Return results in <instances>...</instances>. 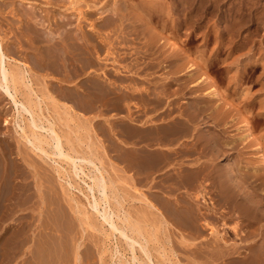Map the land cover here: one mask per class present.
I'll list each match as a JSON object with an SVG mask.
<instances>
[{
  "label": "rangeland",
  "instance_id": "374dc122",
  "mask_svg": "<svg viewBox=\"0 0 264 264\" xmlns=\"http://www.w3.org/2000/svg\"><path fill=\"white\" fill-rule=\"evenodd\" d=\"M43 1L4 0L2 4L0 3V34L8 44L16 47L14 59L16 58L15 60L18 59L17 61L22 63L25 62L29 66L27 81L37 93L41 88L40 79L44 73L35 70L32 66V60L35 59L36 55L29 50V44L27 45V41L20 38L19 30L14 27V23H16V26H23L24 21L19 23V15L12 16L10 12L14 10L13 12L20 14L24 8L29 6L28 2H31L35 5V10H38L36 12L46 17L45 11L40 8ZM67 1L69 0H66V4ZM93 1L95 0H83L78 7L85 10V6L92 5V3L94 6L101 7L104 3L108 4L109 2V0ZM159 1L163 5L169 4L168 0ZM224 1L223 9L218 13L211 14L210 18L207 16L210 20L207 19L208 23L205 22L206 20L204 21L205 25L208 24L206 27H202L204 23L199 25V21L192 23V25L185 24V16L184 18L182 16L177 18L183 26L179 29L175 41L190 56L203 55L202 57L207 59L205 68L208 73L217 80L230 98L238 99L239 108L248 112L256 131L261 134L264 131V123L261 116H259L261 107H258L257 102L264 100V0ZM253 2H255L254 5H252ZM53 7H55V10L53 8L51 10L53 9L55 11L53 12L57 15L61 9L55 5ZM233 7L240 8L237 16L239 24L238 27L235 26L236 28L230 30L226 28V23L230 24L231 22L229 9ZM90 20L91 18L88 19L89 22ZM88 21H83L82 25H87ZM92 21L99 23L101 21L99 14L94 15ZM50 23L51 25L49 24L50 27L48 25L47 30L54 31V23ZM11 30L15 32V35L10 32ZM208 34H211V38L214 37L212 41L211 38L209 40L206 38ZM220 34L222 39L219 42H222V45L220 44V48L214 51L212 49L213 42H216V37ZM161 35H158L160 36L158 37L159 40H156L160 42L156 43L159 44L162 50L160 60L158 58V62L160 61L159 67L150 66L153 61L149 60L151 58L149 51L145 53L146 56L133 52L135 55L129 56V59H119L118 61V66L130 64L134 60L138 61L136 68H138L139 73L135 75L134 79L136 81H134L137 87H144L142 89H147L149 94L161 92L163 84L168 82L166 78L167 71L169 68L173 69L172 65H169L165 60L166 54L171 50V46L166 43L168 42L167 38H173L176 34L164 31ZM109 36L112 41L115 40L114 42L119 40L116 39L115 34ZM18 41L22 42V48L14 46V44L19 43ZM243 41H245V44L240 46ZM136 42V45L128 48L126 52H131L135 47L143 45L138 40ZM236 43L238 44L236 45ZM124 48H121L119 52H123ZM135 51H138V49H135ZM200 51H202L201 54ZM115 57L116 59L119 58V56ZM250 57H253V60L255 59L254 62L245 65L244 62ZM110 58L109 64L111 65L108 66H115L112 63L113 58ZM178 60L184 67L188 65L189 60L185 61L182 58ZM237 60L238 63L235 62ZM240 71H243V74L240 78H237V72ZM177 72L176 80L170 84L166 100L162 97L161 104L153 102L154 104L151 103L145 106L140 100H136L137 97H134L132 102L136 100V104L131 105L130 114L127 113L124 107L123 110H119L115 106L102 113L95 110L88 114L83 113L78 107L81 101L68 99L66 97L68 92L66 89V92L63 91L64 87L71 85L59 83L57 78L60 77L50 73L49 78H46V83L51 82L54 84L52 92L50 91L53 99L60 107L64 106L70 108V110L72 109L71 115L62 113L59 115L57 112L61 110L56 109L54 111L51 105H48V112L44 102L40 105L43 114L54 120L56 131L62 137L63 151L56 149L55 154H53L52 144L43 145L45 151H47V154H45L32 146L31 136L28 139L22 136L21 129L23 127L27 134L29 133L30 127L27 128V126H31V120L29 114L23 111L20 104L19 99H21V96L16 97L13 93L6 94L0 91V264H20L21 250L28 249L35 252L36 246L44 240L43 237L45 239L49 237L46 241L51 245L52 250L57 251V254L60 248L66 246L63 250L68 258H71L69 256L71 250L78 245L81 256L79 264H162V260L165 261L163 264H167L169 261L168 264L171 262V264H228L227 257L224 256L232 247L238 248L244 254H240V257L244 258L248 254V259L245 257L246 261L245 258H237L240 264L243 262L245 264L249 260V263L256 260V262L264 264V254L261 256L262 253L259 250V245L264 240L263 211L262 221L258 224L261 227L259 230V226L257 227L258 235L255 237L257 242L252 241V237L248 239L251 241L244 242L240 240L244 233L234 237L230 232V227H228L231 226L232 221L225 220L228 217L227 215L231 214V209L234 208V211H236L233 216H236V220H240L242 228L245 229L248 220L238 216L241 212L240 208L237 207L238 205L233 207L231 202L225 204L222 201L223 197L213 191L211 185L207 187L208 194L206 197L210 198L212 206L215 205V214L209 212V209L206 210L200 198H195L196 201L190 198L197 187H188L185 183L188 176L194 178L200 168L208 167L209 170L214 164L207 161V159L214 158L211 154L204 156L198 151L205 143L203 140H208L218 131L222 132L221 134L225 140H231L233 138L230 134L241 130V125L239 124L240 119L235 116L230 120L232 123L230 121L227 124H224V121L221 123L216 122L213 117L217 115V112L210 110L213 98L208 94L202 95L208 87L205 86L204 88L203 84L197 86L200 95H195L194 90H191L187 84L188 75L180 73L179 70ZM99 80L105 84L112 81V79L110 81L102 75ZM127 81L129 83V80ZM127 81H122L120 85L115 83L114 90L116 94L120 95L121 92H124V86L128 85ZM241 87H249V97L252 98L251 100L256 99L255 105H251V108H247L242 99L238 98ZM143 94L142 98L145 97V93ZM31 97L34 99L33 96ZM12 98H16L19 102H13ZM200 99L204 100L205 104H199L200 110L196 119L193 118L192 123L186 121L188 122L186 124L192 126V128H187L191 130L189 133L187 130L182 129L185 128L184 126L179 127L182 125L181 121L186 120L184 117L179 116V111L181 112L189 102H197ZM221 110H223L222 107ZM160 119H163L159 125L163 128L161 131H164V128L167 129L166 126H168V129H182H179L180 135L173 144L163 143L157 145V143L154 144L147 140L150 131L157 133V129L156 131L148 129L150 121L159 122ZM159 126L153 125V128H159ZM33 130L38 131L37 133L46 137L47 140L49 138L48 141H50V132L47 129ZM152 132L151 135L153 136ZM237 146L234 151L226 152L215 160V163L220 160V169H224L223 165L230 162L236 155L235 151L241 148V144ZM190 149L195 154L188 153L187 151ZM65 153L72 156L83 155L91 159L96 167H99V170L88 161L66 160L64 158ZM152 160L154 162H156L155 160H162L161 168L164 166V171L160 168L150 176L149 166ZM196 162H200L201 167L197 168L194 165ZM172 164L173 166H171ZM99 171L103 173V181L105 180L107 184V188L104 190L98 187L100 186L99 183L102 182ZM156 171L158 172L156 173ZM95 176H98L101 181L97 184L98 186L91 180ZM214 179L213 177L210 181L214 183L218 181V179ZM213 182H210V184ZM242 185L241 188L239 187L241 190L238 188L240 191H243L244 186L246 187L244 183ZM245 190L247 189L244 188ZM253 196L256 197L254 198L256 202L258 199L259 202L262 201V195L259 193ZM96 200L99 201V206L95 202ZM185 202L187 203L185 204ZM187 204H190L189 208H187ZM263 205L264 203L262 204L263 208H261L264 210ZM108 206L113 209L118 218L115 213L111 214ZM106 210L108 212H105ZM186 214L189 217L192 215L191 218H194L196 222L189 224L184 221ZM124 216H129L131 222L138 223L142 228L143 238L140 237V240H135V243L128 238H124L118 230L111 232L110 222L105 223L106 221L103 220L104 217L111 218L117 227H122L119 218ZM222 221H225L228 225L223 226ZM119 229L122 230V228ZM127 231L124 230L125 234L130 237V232ZM23 238L26 241L25 246L20 249L19 245L22 241L20 239ZM140 244L145 245L148 257L141 249ZM54 245H58V249ZM67 247H71L68 248V253H66ZM29 254L26 255V259L32 260V255ZM134 255L136 258L133 259ZM255 256L257 257L255 258ZM68 264H74V260L71 258Z\"/></svg>",
  "mask_w": 264,
  "mask_h": 264
},
{
  "label": "bare ground",
  "instance_id": "6f19581e",
  "mask_svg": "<svg viewBox=\"0 0 264 264\" xmlns=\"http://www.w3.org/2000/svg\"><path fill=\"white\" fill-rule=\"evenodd\" d=\"M2 1L4 0H0L1 4L3 3ZM97 1L99 0H95L93 2H97ZM81 2H83V0H69L67 1V4H66V0H55L54 2L52 0H44L43 4L41 5L42 7L40 8H43V10L46 13V17L42 16L43 14L41 15V13H37L36 11L38 10H35L36 7L31 2H28L29 6L24 8V10L20 12V14L13 12L14 10L13 11L11 10L10 12L12 16L19 15L20 18L19 23L24 21L23 26L20 25L16 26V23H14L15 25L14 27L16 28V30H19L20 38H22V40L25 39V41H27V45L29 44V50L34 52L36 55L35 59L32 60V64H33L32 66H34L35 70L44 73L40 79L41 88L38 90V93L33 90L30 83H28L27 81V75L29 74L28 70L30 69L29 66L25 62L22 63L21 61L20 62L17 61L18 59L17 60H15L16 58L14 59L16 47H12L10 44H8L4 40V37L1 36L0 34V91H3L6 94L9 92L11 94L13 93V95H15L16 97L20 95L21 99L19 100H20V104L23 107V111L29 114L30 116L29 118L31 120L30 123L31 126L29 125L27 126V128L30 127L29 133L27 134V132L23 127L21 129L23 134L22 136L26 137L27 139L29 136H31L32 141L30 140V142L32 146L42 153L47 154L46 153L47 151H45L43 147L44 144L53 145V149H52L54 151V153L52 152L53 154H55L56 149L63 151L62 137L58 133V131H56L55 122L53 119H50L49 116H45L43 114L40 105L42 102H44L46 111L48 112H49L48 105H51L54 111H56V109L61 110L57 112L59 115L61 113L65 115H71L72 109L70 110V108H66L64 106L60 107L53 99L50 91L52 92L54 84L51 82L46 83L47 80L46 78H49L50 73H54L60 77L57 78L59 83H66L71 85L64 87L63 91L68 92L66 93L67 96L64 92L63 93L68 99L80 100L81 103L79 104L78 107L83 113H87V114L92 112L93 110L102 113L103 111H106L112 106L113 107L115 106V108L119 110L120 109L123 110L124 107L127 113L130 114L129 112L130 107L131 105L136 104L135 102L136 100H140L141 103L145 104V106L153 102L156 104H161L162 103L161 98L164 97L165 100L167 99L166 96L167 93L169 92L168 90H170L169 89L170 84H172L176 80L175 76L176 73H178L177 70H179V72L181 71L180 73L182 74L186 73L189 77L187 84L191 88V90H194L195 95H200V93H198L197 91L199 85L203 84L204 88L205 86L208 87L207 91H205L202 95L208 94L211 98H213V102L210 107V110L217 112V115L213 117V119L216 122L221 123L222 121H224L225 123L224 122L223 123L227 124L228 121L232 120V118L235 116L240 119L239 124L241 125V130L236 129L238 130L237 132L230 134L232 135L233 138V139L230 138L231 140H225L223 135L221 134L222 132L220 131L215 132V134L212 135V137L208 138V140H203L205 141V143L198 151H200L204 156H206L207 154H211V156H213L214 158L211 160L207 159V161H211L214 164H212L209 170L207 169L208 167L200 168L199 172H197L198 174L194 178H189L188 176V179H186L187 181L185 182L188 185V187L189 188L191 186L197 187V190L194 192V194H192V197L190 198L193 201H196L197 198H200V200H202V202L204 203L206 210L209 209V212L211 211L212 213L215 214L216 213V208L214 207L215 205L212 206L213 204L209 200L210 198L208 199V197H206L208 194V191H206L207 187L211 185L212 187L211 189H213V191H215L216 193H218L223 197L222 201H224L225 204H229V202H231V204H233V207L238 205L237 207H239L241 211L240 215L238 216L248 220L247 226H245V229H243L240 220L239 219L236 220L237 219L236 216H233L236 210L234 211V208L231 209V214L229 213V215H227L228 217L225 219L232 221L231 226H228L230 227V232L234 235V237H237L240 233L241 234L244 233L243 237H240L241 241L245 242L249 238L251 239L252 237L251 240L255 242L256 241L255 237L258 235L257 227L259 226L258 224H260V221H262L261 219L262 211L264 212V210L262 209L263 208L262 204L264 203V131L261 134H258L251 116L248 114V112H245L246 110L243 111L239 108L240 106H239V102L237 101L238 99L236 100L230 98L228 96V93L218 84L217 80H215V78L208 73V71L205 68L207 59L203 58L202 57L203 55L190 56L175 41L176 37H178L177 35H178V31H180L179 29H181V27L183 26V24L180 23L177 18H180L181 16L184 18L185 16L186 18L184 22L185 24L192 25V23H196V21H199L200 22L199 25H202L205 20H206L205 22L208 21L207 19L210 18L211 14L218 13L221 9H223L224 7L223 4L225 1L224 0H168L169 4L163 5L160 3L159 0H123V1L109 0L108 2V4L110 3L109 6L108 4L104 3L103 5H101V7H98L97 5L96 7L92 3V5H86L85 6L86 8H84L85 10H82L81 8L78 7ZM254 4L255 2H253L252 5ZM54 5L62 10V11L59 10V13L57 15L54 13L55 12L54 11L55 7H53ZM51 8H53L54 10L53 9L51 10ZM69 10L71 12H66ZM229 12L231 13V19H230L231 22L230 24L226 23L227 26L226 28L232 30L234 29L235 26L238 27L239 18L237 16L240 12V8L233 7L232 9H229ZM96 14H99V18L101 20L99 23H95L93 21L91 22L92 17ZM207 16H209V18ZM254 16L256 15L254 14ZM90 18L91 20L89 22L88 19ZM83 21H88V24L82 25V23H84ZM50 22L54 23V28H55L54 31L47 30L48 25L49 24L51 25ZM206 25L204 23L202 27L203 26L206 27ZM164 31H170L176 34L174 35L173 38H167L168 42L166 43L169 46H171V50L166 54L165 60L169 63V65H172L173 69L169 68V70L167 71L168 73L166 75V78L168 82L163 84L161 92L149 94L147 92L148 91L147 89H142L144 87L141 88L136 86V82H135L136 80L134 78L135 75H138L139 73L138 68H136L138 61L134 60L130 64H124L121 66H118L119 65L118 61L119 59H124V60L129 59V56L131 57L134 54L133 52H135L136 54L141 53L143 56H146L145 53L149 51V56H151L149 60L153 61L151 62L150 66L159 67L160 61L158 62V58L160 60V57L162 55V50L159 47V44L157 45L156 43L159 41L156 40H159L158 37L162 36L161 34ZM10 32L15 35V32H13L12 30ZM111 34L112 35L115 34L116 39L119 40H117L116 42H114L115 40L112 41L111 37L109 36ZM210 35L211 34H208L206 37L208 38V40L211 38ZM108 36L110 37V39ZM221 36L222 35L220 34V36L216 37L217 39L216 42H213L214 47L212 45V49H214V51H216V49L218 50L222 45V42H219L222 39ZM213 38H211L210 40L212 41ZM137 40L143 45H141L140 47H135L134 50L131 52L130 51L126 52L128 48L136 45ZM237 44L238 43H236V45ZM244 44L245 41H243V43H241L240 46H243ZM14 46H17L18 48H22V42L14 44ZM123 47H125L124 48L125 50L123 52H119V50L121 48L123 49ZM135 49H138V51H135ZM141 50L143 51L141 52ZM201 52L202 51H200V54ZM115 56H119V58L116 59ZM110 57L113 58L112 63L115 64V66L117 67H115L114 65L110 67L108 66L111 65L109 64V59H111ZM179 58H182V60L185 61L189 60L188 65L185 67L181 65L178 62ZM252 58L253 57L247 59V61H245L244 64L250 65L251 63H253L255 59L253 60ZM235 62L238 63V60ZM242 72L243 71L237 72L238 73V75H236L237 78L241 77V75L243 74ZM101 75L102 77L104 76L107 79H110V81L112 79V81L110 83L105 84L104 82L99 80ZM125 80L126 81L129 80V83L127 81L128 85L124 86L125 89L124 92H121L120 95L116 94L114 90L115 83H117V85L118 84L120 85L121 82ZM249 90H250L249 87H241L238 94L239 95L238 98L242 99L244 105H246L247 108L250 107L251 105L252 106L255 105L254 102L256 100V99L251 100L252 98L249 97V92H250ZM143 93H145L144 98H142V95H144ZM31 96H33L34 99H32ZM134 97H137L139 99L136 98V100L132 102ZM12 99L13 102H17L16 98H12ZM259 103L257 102V104L259 105L258 107H261V114L259 116H261L264 123V111L262 113V110H264V100ZM199 104L201 105L205 104V101L200 99V101L197 100V102H189L181 110V112L179 111V116H182L186 119L184 121H181L182 125H180L179 127L184 126L185 128L182 129H185L188 132L191 131L187 128H192V126H189L186 123L188 122L192 123L193 118L196 119L200 110ZM221 107L223 108V110H221ZM162 120L163 119H160L159 122L150 121L148 129L149 130L153 129L154 131H156L157 129V133L150 131V135L147 138V140L154 144L157 143V145L163 143L173 144L174 141L176 142V139L180 135L179 129L181 128L176 126L177 125L176 124L175 127L179 129H175V128L168 129V126H166L167 129L164 128V131H161V129L163 128L162 126L159 125ZM38 121L40 124L38 123ZM153 125H155L156 127L158 125L159 128L156 127L153 128ZM169 127H170V123H169ZM33 129H47L50 132L49 135L50 141H48L49 140L48 137L47 140L46 137L37 133L38 131L35 132ZM151 132L153 133V136L151 135ZM238 144H241V148L235 151L236 155L232 158L230 162H227L223 165L224 169L223 168L220 169L219 168V163H221L220 160L217 163H215V160H217L221 155H223L226 152L234 151L236 147H238L237 146ZM192 151L194 152L193 149ZM187 152L190 153L191 149ZM75 154L77 153L75 152ZM193 154L195 153H192V155ZM64 158L69 161L70 160L72 161L74 159L88 161L92 163L93 164L92 166H94L96 169L99 168L98 166L96 167L95 163L91 159L83 155L72 156L69 155V153H65ZM173 159L175 160V158ZM162 160L160 161L155 160L156 162L152 160L150 162V166H149L150 176L151 174H153L155 170L161 168L164 161ZM194 165H196L197 168L201 167L200 162H196L194 163ZM171 166H173V164ZM163 168L164 166L161 169ZM157 172L158 171H156V173ZM99 173H100V178H102V182L99 180L98 176L92 177L91 180L93 183L96 184V186H98L97 184L100 181L101 184L99 183L100 186L98 187H101L104 190L105 188H107V184L105 180L103 181V177H104L102 175L103 173L101 171H99ZM192 174H188V175H192ZM213 177L215 179H218V181L215 183L213 181H210ZM210 182L213 183L210 184ZM242 183L246 185V187L244 186V188H246L247 190L244 191V188L242 187L243 191H240ZM236 189H238L242 193L240 192L238 193L237 192L238 190ZM246 191L247 192L249 191V193H247ZM244 192H246L247 194ZM257 193L262 195V201L260 202L258 201L259 199L257 200V202L254 199L256 197H254L253 195H257ZM95 202L99 206V201L96 200ZM186 203L187 202H185V204ZM189 205L188 204L186 205L188 206L187 208H189ZM108 210L111 211L112 215L115 213L113 209H111L110 207L108 208ZM105 212L108 211L106 210ZM115 216L118 218V215L116 213ZM128 217L124 216L123 218H119L122 227H117V225L113 222L111 218L104 217L103 220L104 222L106 221L105 223L110 222V226L112 230L111 232H113V230L115 231L118 230L124 236V238L126 239L128 238L135 243L136 242L135 240L138 239L140 240V237L143 236L142 228L138 223L131 222ZM191 217L192 215L189 217L188 214H186L184 221L188 222L189 224L196 222V220L194 218L192 219ZM222 225L227 226L228 224L226 225V222L222 221ZM260 227L261 225L258 227V230ZM119 228H122V230ZM125 229L130 232V237L125 234L124 232ZM19 235L21 236V234ZM22 235H24V233H22ZM43 239L44 240L40 241L38 245L36 241L37 248L35 252H32L28 249L21 250L20 264H68L71 258L74 260V264H79L81 256L79 252L80 248L78 245H76L71 250L72 251L71 255H69L71 258H68V256L65 254L63 250V248L66 246L64 247L62 246L63 248H60L57 254L56 253L57 251L55 252L54 250H52V248H50L51 245L48 244V242L46 241L47 239H45V237H43ZM20 240H22L21 244L19 245L20 246L19 248L21 249L23 248V246H25L26 241L24 240V238ZM54 246H56L57 248L58 245H54ZM140 246L143 252L145 253V255L148 257L147 250L145 249L146 248L145 245L142 246L140 244ZM68 248L71 247H67V249L65 248L66 253H68L67 251ZM259 250L262 253L261 256H263L264 240L259 245ZM131 251L133 250L131 249ZM28 253L32 255L31 256L32 260L26 259V255ZM226 253L227 254L224 257H227L228 264H240L238 260L242 259L243 257H240L239 255L243 253L240 252L238 248L232 247ZM162 255L161 257H163ZM236 255H238L239 257L238 256L236 257ZM247 255L245 256L246 258ZM256 257L257 256H255V258ZM134 258H136L135 255L133 256V259ZM237 258L239 259L237 260ZM162 261L165 262L164 260ZM249 261H247V263L245 264H261L260 262H256V260H254L255 262L253 261L252 263H249ZM169 262H167V264Z\"/></svg>",
  "mask_w": 264,
  "mask_h": 264
}]
</instances>
